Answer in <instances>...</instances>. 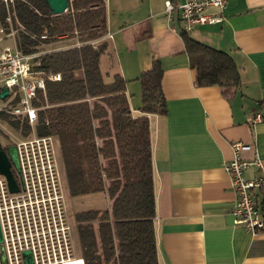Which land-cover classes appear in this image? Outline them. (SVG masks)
Instances as JSON below:
<instances>
[{"label":"crops","instance_id":"1","mask_svg":"<svg viewBox=\"0 0 264 264\" xmlns=\"http://www.w3.org/2000/svg\"><path fill=\"white\" fill-rule=\"evenodd\" d=\"M103 1L106 49L100 68L105 79L119 73L126 80L133 114H140L136 78L152 58L163 69L166 114L147 115L158 264H264V231L252 234L233 223L236 195L223 167L232 155L230 143L240 141L252 149L243 156L255 152L261 163L245 175H264V0H227L221 21L188 32L232 58L235 68L224 75L237 76L239 84L224 87L194 84L182 23L176 10L167 15L166 0ZM206 13L217 15L214 9ZM0 33L15 46L12 35ZM253 193L264 216V185Z\"/></svg>","mask_w":264,"mask_h":264},{"label":"trees","instance_id":"2","mask_svg":"<svg viewBox=\"0 0 264 264\" xmlns=\"http://www.w3.org/2000/svg\"><path fill=\"white\" fill-rule=\"evenodd\" d=\"M0 28L4 35H13L20 52L39 53L35 70L61 75L37 92L34 129L56 138L69 194L102 191L109 200L108 208L75 214L83 264H158L147 115L167 111L160 61L152 58L136 78L140 114L135 115L125 93L126 80L114 73L107 82L100 68L106 49L103 0H68L61 14H52L46 0H0ZM180 35L196 86L239 84L237 76L225 78L235 68L226 52L186 32ZM66 39L80 45L59 47ZM3 121L20 135L31 132L19 118Z\"/></svg>","mask_w":264,"mask_h":264},{"label":"built area","instance_id":"3","mask_svg":"<svg viewBox=\"0 0 264 264\" xmlns=\"http://www.w3.org/2000/svg\"><path fill=\"white\" fill-rule=\"evenodd\" d=\"M226 1L182 0L174 5L166 0L164 8L168 16L177 11L181 29L188 33L196 25L221 21ZM207 9L216 10L217 15L206 13ZM97 40L90 43L95 45ZM73 45L80 43L68 46ZM38 55L24 54L15 46L0 51V91L7 88V95L0 98V120L19 118L31 128L28 135H20L12 142L19 165V180L14 176L17 189L12 190L0 173L1 244L7 264H26L29 256L32 264H83L76 222L65 203L66 183L62 179L57 140L52 135H38L34 129L39 109L35 103L37 92L44 90L46 81L61 78L58 72L35 70ZM253 120H260V115L256 114ZM230 146L232 155L223 167L236 195L231 210L233 223L252 234L263 232L264 216L253 190L264 185V175L251 178L245 175L250 165L260 168L261 163L255 152L250 159L243 156L252 150L248 144L233 141Z\"/></svg>","mask_w":264,"mask_h":264},{"label":"rangeland","instance_id":"4","mask_svg":"<svg viewBox=\"0 0 264 264\" xmlns=\"http://www.w3.org/2000/svg\"><path fill=\"white\" fill-rule=\"evenodd\" d=\"M73 41H75V39H66L64 41L58 42V45L61 48H65L68 47V45H70V43H72ZM6 46L13 48L14 47L13 41L11 39L3 40L0 38V51ZM45 47H49V46H45ZM106 81L108 82L110 81V79L106 78ZM19 137H20V133L17 130L13 129L6 121L0 120V144L2 146L11 144L12 142L16 141ZM61 174H62V179L65 183V179L63 175L64 173L62 169H61ZM14 175L17 178V180H19V174L15 169H14ZM64 194H65L66 207L73 222L75 221V214L78 212L93 210V209H105L109 207V200L106 197V194L102 191L72 196L69 194L68 189L66 187L64 188Z\"/></svg>","mask_w":264,"mask_h":264},{"label":"water","instance_id":"5","mask_svg":"<svg viewBox=\"0 0 264 264\" xmlns=\"http://www.w3.org/2000/svg\"><path fill=\"white\" fill-rule=\"evenodd\" d=\"M52 14H61L68 8V0H46ZM7 95V88L0 91V98ZM19 172L17 151L14 144H10L5 148L0 144V173L5 175L8 185L12 190L17 189L14 175L11 173L10 167ZM2 237L0 232V264H7L3 246L1 244ZM28 254V253H26ZM26 264H32L30 256L26 260Z\"/></svg>","mask_w":264,"mask_h":264},{"label":"flooded vegetation","instance_id":"6","mask_svg":"<svg viewBox=\"0 0 264 264\" xmlns=\"http://www.w3.org/2000/svg\"><path fill=\"white\" fill-rule=\"evenodd\" d=\"M12 144V143H11ZM8 145H10V144H7V145H5V146H3L4 148L6 147V146H8ZM10 170H11V173L14 175V168H13V166H11L10 167ZM15 176V175H14Z\"/></svg>","mask_w":264,"mask_h":264}]
</instances>
